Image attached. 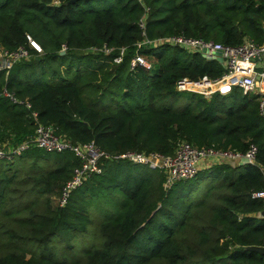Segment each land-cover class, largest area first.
Segmentation results:
<instances>
[{"label": "trees", "instance_id": "obj_1", "mask_svg": "<svg viewBox=\"0 0 264 264\" xmlns=\"http://www.w3.org/2000/svg\"><path fill=\"white\" fill-rule=\"evenodd\" d=\"M92 1L0 0V47L29 48V35L42 49L0 69L1 144L33 135L36 112L56 135L109 155H171L179 141L242 153L252 143L255 163H214L163 189L157 168L133 175L128 160L102 159L103 171L58 207L79 160L32 147L0 160V264H264L245 249L264 246V201L253 196L264 191L260 96L177 92V79L216 78L222 64L167 43L136 47L177 35L259 44L264 0H113L101 9ZM136 52L149 69L129 68Z\"/></svg>", "mask_w": 264, "mask_h": 264}, {"label": "built area", "instance_id": "obj_2", "mask_svg": "<svg viewBox=\"0 0 264 264\" xmlns=\"http://www.w3.org/2000/svg\"><path fill=\"white\" fill-rule=\"evenodd\" d=\"M139 1L142 2L143 0ZM140 27L144 28L142 19ZM262 28L264 31V25H262ZM142 34L145 37L144 32ZM26 38L30 49L24 46H18L13 50L0 47V69L8 70L13 64L21 60H28L31 57V49L37 53H42L40 45L31 36L26 35ZM161 43H167L192 53H198L206 60H215L216 56L221 58L223 71L220 76L216 78L201 77L196 80L181 77L174 83L175 91L197 93L203 98L209 99L214 93L225 95L233 87H236L241 94L254 93L260 96L258 111L264 120V40L257 44L249 39H243L236 45H221L201 38L177 35L153 40L144 38L137 43L136 47ZM104 50L105 52L110 51L107 48H104ZM216 52H219V55H216ZM124 53L125 48L121 47L119 55L114 57V62H121ZM137 66H142L146 69L150 68V62L138 52L133 55L129 62L130 69H134ZM1 95L9 97L13 102H21L5 89L1 91ZM24 105L27 109L30 108L28 102L25 101ZM31 114L35 120L33 135L13 146H6L0 143V160L10 162L17 155L32 147L52 153H63L65 151L74 153L79 160V165L73 168L70 179L61 187L58 196L54 198V203L58 207L65 206L70 193L91 175L100 174L103 171L102 159H124L135 165L157 168L163 173V189L169 188L178 181L192 178L200 169L199 166L204 164V161L237 163L241 157H244L248 161L247 164L255 163L256 148L252 143H249L246 150L242 153L236 150H223L214 147L198 148L188 142L179 141L171 155L133 150L117 155H109L100 150L93 142L78 145L72 144L69 140L56 135L52 126H45L38 122L36 112ZM262 172H264V169ZM253 196L264 201V191L257 192Z\"/></svg>", "mask_w": 264, "mask_h": 264}, {"label": "rangeland", "instance_id": "obj_3", "mask_svg": "<svg viewBox=\"0 0 264 264\" xmlns=\"http://www.w3.org/2000/svg\"><path fill=\"white\" fill-rule=\"evenodd\" d=\"M113 2H114L113 0H94V1L89 3V6L92 7V8L101 9V8L110 6ZM91 51H96V50L93 49ZM140 167H141V165H139V167H138L137 165H134V164L132 166H130V170L133 172V175H135V173H137L139 170H142ZM201 185L202 184L199 185L200 189L196 190V195H198L199 192H202L201 188L203 187L204 184L202 186ZM58 194L55 197H57Z\"/></svg>", "mask_w": 264, "mask_h": 264}, {"label": "water", "instance_id": "obj_4", "mask_svg": "<svg viewBox=\"0 0 264 264\" xmlns=\"http://www.w3.org/2000/svg\"><path fill=\"white\" fill-rule=\"evenodd\" d=\"M61 53H64V50L61 51ZM216 55H219V52H216ZM215 60L219 63H221V58L219 56H216ZM264 97V96H263ZM248 161L246 158L241 157L237 163L230 162L231 165H243L247 164ZM246 250L256 252L258 254L264 255V246H255V245H250L245 247Z\"/></svg>", "mask_w": 264, "mask_h": 264}, {"label": "crops", "instance_id": "obj_5", "mask_svg": "<svg viewBox=\"0 0 264 264\" xmlns=\"http://www.w3.org/2000/svg\"><path fill=\"white\" fill-rule=\"evenodd\" d=\"M202 164V163H201ZM214 164L212 160H208V161H204V164L200 165L199 168H206L207 166ZM263 176H264V172H262Z\"/></svg>", "mask_w": 264, "mask_h": 264}]
</instances>
